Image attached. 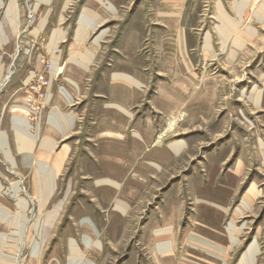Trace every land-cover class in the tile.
I'll return each mask as SVG.
<instances>
[{"label": "rangeland", "instance_id": "1", "mask_svg": "<svg viewBox=\"0 0 264 264\" xmlns=\"http://www.w3.org/2000/svg\"><path fill=\"white\" fill-rule=\"evenodd\" d=\"M117 1L0 0V264H264V0Z\"/></svg>", "mask_w": 264, "mask_h": 264}, {"label": "crops", "instance_id": "2", "mask_svg": "<svg viewBox=\"0 0 264 264\" xmlns=\"http://www.w3.org/2000/svg\"><path fill=\"white\" fill-rule=\"evenodd\" d=\"M98 1V3L105 9V10H107V11H109V12H111V13H114L115 12V8H116V12H117V10H118V8H120L121 6H123L122 5V3L121 2H118L117 0H109L110 1V3L115 7H113L110 3H108V2H105L104 0H97ZM102 11L103 12V14H100V15H102L103 17H104V19H105V21L107 20V16H106V11ZM85 11H86V21L87 22H92V24H91V26H90V28L92 27V26H94V25H98L99 24V19L97 20V19H95V18H97L96 16H95V14H93L92 15V13H91V11H89V10H87V9H85ZM97 13V12H96ZM89 14H91V15H89ZM116 14V13H115ZM163 16H164V18H171V19H173V18H177V17H179V14L177 15L176 13H173L172 11H170V12H167V13H163L162 14ZM93 16V19L91 18ZM91 19H92V21H91ZM59 24V23H58ZM87 24H85V26H86ZM88 28H86V27H84V30H87ZM129 29H132V28H130V26L128 25V26H126L124 29H123V32L125 33V35H123V38H122V42L119 44L120 46H124V45H126L127 44V42L129 41V38L131 37V35H132V33L130 32V30ZM93 32V31H92ZM91 32V33H92ZM108 32H109V30H108ZM105 33H106V31L105 30H103V31H101L97 36H96V38L94 39V41H95V43H98L99 42V40L105 35ZM108 34V33H107ZM81 35V33L79 34V36ZM78 36V37H79ZM106 37H107V35H106ZM102 40H104V38L102 39ZM185 41V40H184ZM248 44L250 43L249 41L247 42ZM101 44V43H100ZM233 45H235L234 43H233ZM117 46H118V44H117ZM179 46H183V40L182 39H179ZM206 45H204V47H205ZM248 46V45H247ZM92 47H94V46H92ZM99 47V46H98ZM86 50V49H85ZM243 52V51H242ZM93 53L92 52H90L89 54H88V57L89 58H92L93 57ZM89 61L87 60V62H86V65L88 66V63ZM88 63V64H87ZM83 72V71H82ZM89 72V71H88ZM88 72H85V73H88ZM118 74H125V73H114V74H112V77H111V81H113V83L118 87V86H124V87H126V84L127 83H129V84H132V85H135L136 87H138V84L136 83V81L134 80V79H136V78H134L133 76H131V75H129V74H127V75H129V76H131V77H133V78H131V77H129V76H126V75H118ZM118 75V77L120 78V79H123V81H125V82H127V83H124V82H121V81H116V80H114L113 78H114V76H117ZM254 77H255V79H256V82H255V86H252V88H250V90L249 91H246V90H244L245 91V93H244V91L243 92H241L243 95L245 94V98H246V100L248 101V104L249 105H245V106H247V111L249 110L251 113L252 112H257V114L259 115L258 116V123H259V125H260V128L262 129V131H264V71H259V72H255L254 74ZM75 82H76V86H77V89L79 88V84H78V82L76 81V80H74ZM138 81V80H137ZM139 82V81H138ZM71 84H73L74 85V83L73 82H70ZM112 83V84H113ZM129 84L127 85V86H129ZM3 85V82L2 83H0V87ZM132 85H130V87L132 86ZM133 87V86H132ZM72 88V87H71ZM256 88V91H258V90H261V96H260V104L257 106V105H255L254 103H252L250 100H249V94L250 93H252L253 92V89H255ZM64 94V93H63ZM246 95H247V97H246ZM66 96V95H65ZM68 96V95H67ZM68 101H70V98H69V96H68ZM114 106H116V109L117 110H120V111H123L125 114H127L128 116H129V112L128 111H126L124 108H122V107H120V106H118V105H114ZM65 119H67L66 117H65ZM73 118L71 117V116H69V118L67 119V120H69L68 122H69V128L71 127V125H72V122H73V120H72ZM66 123L67 121L66 120H64V121H62L61 119L60 120H58V118L55 116V115H53V114H51L50 115V117H49V119H48V123L50 124V126L51 127H53L56 131H58V133H60V135H62V136H65V134H66V127L64 126V125H62L63 123ZM16 124H17V131H16V140H17V143H19V152H24V154H27V155H30V154H32V149H33V147H34V142H35V137H32L31 135H29V131H27V129L29 128V124L26 122V120L25 119H21V118H16ZM22 124H24V125H22ZM22 125V126H21ZM26 126V127H25ZM251 126H253V124L251 125ZM11 130L13 131V126H11ZM5 132V131H4ZM7 133V132H6ZM5 133V134H6ZM4 133H2V134H0V148H1V150H2V153L5 155V157H6V159H11V157H10V155L8 156L7 155V153L9 154V152H8V139H7V135H5ZM56 140L53 138H51V139H49V140H45V141H42V144H41V148H43V149H45V150H43L44 152H46L47 154H51L52 155V151H53V148H54V146H56V144H57V142H55ZM41 150V149H40ZM62 152L63 151H58V153H57V155L55 156V158H54V162L52 163L53 165H50V164H48V163H46V162H43L44 163V165H45V167H46V171L47 172H45V176H46V178H47V181L49 182V184L51 183V185H53V183H52V180H53V176H54V174H56L57 173V167H58V164H55V163H59L60 161H61V159H62ZM60 153H61V155H60ZM40 162H42V161H39L38 163H40ZM39 168V167H38ZM54 170H56L55 172H54ZM51 179V180H50ZM53 190V187H50V192ZM45 197H46V193H45ZM45 199V198H44ZM19 221H21V218H20V220ZM25 223V222H24ZM25 225V224H24ZM22 232V231H21ZM21 232H19V233H17L19 236L17 237V239H20L21 240ZM24 237V236H23ZM23 237H22V239H23ZM17 239H15V241H17ZM15 243H17V242H15ZM84 262V264H86V260L85 261H83ZM88 262V264H90L89 263V261H87Z\"/></svg>", "mask_w": 264, "mask_h": 264}, {"label": "bare ground", "instance_id": "3", "mask_svg": "<svg viewBox=\"0 0 264 264\" xmlns=\"http://www.w3.org/2000/svg\"><path fill=\"white\" fill-rule=\"evenodd\" d=\"M206 47H208V48H209V46H206Z\"/></svg>", "mask_w": 264, "mask_h": 264}]
</instances>
